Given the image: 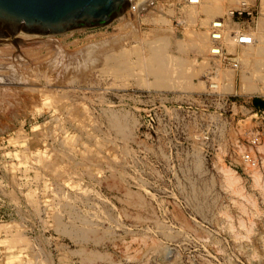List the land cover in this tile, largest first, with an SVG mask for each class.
<instances>
[{"label": "rangeland", "instance_id": "obj_1", "mask_svg": "<svg viewBox=\"0 0 264 264\" xmlns=\"http://www.w3.org/2000/svg\"><path fill=\"white\" fill-rule=\"evenodd\" d=\"M251 9L238 19L264 29L258 1ZM128 13L52 39L0 36V264H264V95L224 106L146 90L169 89L146 63L167 52L145 50L134 32L144 14ZM229 90L239 95L233 80ZM207 124L221 135L198 140ZM250 128L258 166L231 169L217 146Z\"/></svg>", "mask_w": 264, "mask_h": 264}, {"label": "crops", "instance_id": "obj_2", "mask_svg": "<svg viewBox=\"0 0 264 264\" xmlns=\"http://www.w3.org/2000/svg\"><path fill=\"white\" fill-rule=\"evenodd\" d=\"M237 1L199 0L196 5H188L176 4L175 0H154L153 5L142 17L141 25L134 32L145 50H148L150 46L152 49L162 46V49L167 52V56L164 53H159L157 56L150 55V61H146V63L150 65L149 69L153 67L150 75L159 77L155 82L156 87L169 89H154L152 87L145 89L161 94L166 100L179 101L181 99L180 101H184L198 98L202 93H206L207 84L212 82L211 84L216 85L217 91L223 90L221 98L231 100L240 96L263 97V85L255 81L259 78L255 79L257 71L253 61L255 52L253 50H257L259 47L263 49L264 29L262 23L257 21L253 28H249L247 25L244 26V22H241L238 17L225 20V40H228L229 31L235 28H241L255 37L253 46L224 47L227 54L237 57L238 67L236 70L220 68L218 62L207 55L209 22L221 18L226 9L235 8ZM244 1L253 8L255 1H258L259 9L264 10V1L262 3L261 0ZM158 57L160 58L158 59ZM164 74L167 76L168 83L164 82ZM155 77H151V80L147 78V80L153 81ZM232 80L234 90L238 89L237 92L233 91L232 93H239V95L231 94V90H229ZM214 82H217L221 87ZM259 82L261 83V81ZM252 84L256 85L261 94L245 95L253 92L247 88L244 89L243 86L247 87ZM261 100L264 107V99ZM251 105L253 106L252 103ZM253 109L254 112H258L260 107L253 106Z\"/></svg>", "mask_w": 264, "mask_h": 264}, {"label": "water", "instance_id": "obj_3", "mask_svg": "<svg viewBox=\"0 0 264 264\" xmlns=\"http://www.w3.org/2000/svg\"><path fill=\"white\" fill-rule=\"evenodd\" d=\"M128 6L127 0H0V33L49 35L103 27Z\"/></svg>", "mask_w": 264, "mask_h": 264}, {"label": "built area", "instance_id": "obj_4", "mask_svg": "<svg viewBox=\"0 0 264 264\" xmlns=\"http://www.w3.org/2000/svg\"><path fill=\"white\" fill-rule=\"evenodd\" d=\"M136 2H129V10L131 12H137V15H143L147 12V10L153 5L154 0H137ZM199 0H175L176 4H188V5H196ZM238 4L235 8L227 9L223 16L218 19H214L209 22L207 33H208V44H207V55L210 58L215 59L218 62L220 68H226L231 70H236L238 67V59L235 55H229L224 51L225 46H231L233 48H238L241 46H250L254 43L252 35L249 32H245L241 28H235L229 31L228 40L224 39V35L226 33L225 20L232 18L234 16L241 17L244 16L246 18H252L253 10L251 7L244 1L238 0ZM211 83L207 84V92L206 96H216V100L222 103L224 106L227 103L226 99H221L218 95L212 92L213 89L210 88ZM211 101V100H210ZM210 103V102H209ZM209 103L203 104L202 108H207L206 105ZM204 110V109H203ZM184 115L194 117L197 115V112L194 110H189V108L183 110ZM204 113H201V115ZM261 115L264 116V112H261ZM205 130L203 129V133L200 136H197L198 140H207L210 134L216 133V135H221V130L219 127L213 126L212 124L204 125ZM244 130V129H243ZM236 138L235 144L232 146L225 147L222 144V148L217 146L218 151H222L225 157L228 159L227 165L231 169H242L245 171H250L252 169L257 168L258 160L256 158H260L259 151H257V147H261L263 145L261 135L258 130L254 128H250L248 130H244L239 132L235 130ZM239 139H242L246 143V147H243L244 144H239ZM226 150V152H225ZM239 150L241 151L239 153ZM251 151V152H250ZM252 154V156L250 155Z\"/></svg>", "mask_w": 264, "mask_h": 264}, {"label": "bare ground", "instance_id": "obj_5", "mask_svg": "<svg viewBox=\"0 0 264 264\" xmlns=\"http://www.w3.org/2000/svg\"><path fill=\"white\" fill-rule=\"evenodd\" d=\"M128 1V3L129 2H133L132 0H127ZM136 2V1H135ZM236 7V6H235ZM128 9V7L122 12V14L118 17V18H121L123 15H125L124 13L126 12V10ZM128 12V11H127ZM128 14H132V16H130L131 18H132V20H136V18H137V12H131V13H128ZM129 17V16H128ZM117 18V19H118ZM126 21V20H125ZM131 27V26H130ZM78 30H80V28H77V29H72V30H66V31H63V32H59V33H55V34H49V35H34V34H23V33H21V32H15V33H0V36H2L3 37V39L4 40H10V41H13V40H16V38L17 37H11V36H15L16 34H17V36L18 35H24L25 37H42V38H47V39H52V38H54V37H56V36H58V35H63V34H65V33H69V32H73V31H78ZM11 35V36H10ZM252 38H253V36H252ZM253 40H254V38H253ZM253 45V44H252ZM251 46V45H250ZM81 55V54H80ZM55 56V55H54ZM164 58H165V56H164ZM167 59V58H166ZM15 60V59H14ZM62 60V59H61ZM43 62V61H42ZM142 63V62H141ZM20 65V64H19ZM120 65V64H119ZM49 66V65H48ZM159 66H161V65H159ZM13 67V66H12ZM16 67V66H15ZM22 67V66H21ZM51 69V68H50ZM123 69V68H122ZM144 69V68H143ZM169 70V69H168ZM123 71V70H122ZM144 72H147V69L146 70H144ZM157 75V74H156ZM165 75V74H164ZM159 76V75H158ZM166 76V75H165ZM164 76V77H165ZM157 77V76H156ZM11 78V77H10ZM15 78V77H14ZM18 78V77H17ZM11 80H12V78H11ZM15 80V79H14ZM210 83H212V82H210ZM217 84V83H216ZM6 85H7V83H6ZM6 85H4V87L3 88H5V86ZM218 86V85H217ZM166 87V86H165ZM216 85H214V84H211V89H213L212 90V92L213 93H215V95H218V96H221V94H219V93H217L216 91ZM1 88V87H0ZM7 88V87H6ZM245 88V87H244ZM248 88V87H247ZM1 91V90H0ZM6 91V90H5ZM2 93V92H1ZM6 93V92H5ZM8 93V92H7ZM3 95V94H2ZM1 96V95H0ZM9 97V96H8ZM23 100V99H22ZM19 101V100H18ZM23 101H25V100H23ZM20 102V101H19ZM27 102V101H26ZM21 103V102H20ZM20 103H18V104H20ZM23 105L25 106L26 104H24L23 103ZM20 106V105H19ZM125 118V117H124ZM230 178H231V176H230ZM261 183V182H260ZM190 229V228H189ZM157 246V245H156Z\"/></svg>", "mask_w": 264, "mask_h": 264}, {"label": "trees", "instance_id": "obj_6", "mask_svg": "<svg viewBox=\"0 0 264 264\" xmlns=\"http://www.w3.org/2000/svg\"><path fill=\"white\" fill-rule=\"evenodd\" d=\"M252 104L253 106H258V107L261 105V103L258 102L257 100L253 101Z\"/></svg>", "mask_w": 264, "mask_h": 264}]
</instances>
